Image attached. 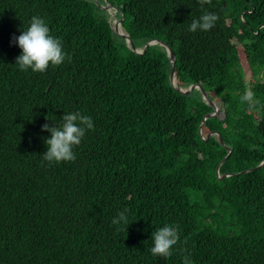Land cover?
Returning <instances> with one entry per match:
<instances>
[{
    "label": "trees",
    "instance_id": "trees-1",
    "mask_svg": "<svg viewBox=\"0 0 264 264\" xmlns=\"http://www.w3.org/2000/svg\"><path fill=\"white\" fill-rule=\"evenodd\" d=\"M106 3L137 49L171 47L180 88L219 101L202 134L213 108L172 86L160 44L136 54ZM206 10L214 26L190 31ZM33 16L67 53L43 73L15 65ZM71 111L94 128L75 160L49 163L42 126ZM263 162L264 0H0V264H264ZM125 208L128 228L112 222ZM165 222L180 235L169 257L150 251Z\"/></svg>",
    "mask_w": 264,
    "mask_h": 264
},
{
    "label": "clouds",
    "instance_id": "clouds-1",
    "mask_svg": "<svg viewBox=\"0 0 264 264\" xmlns=\"http://www.w3.org/2000/svg\"><path fill=\"white\" fill-rule=\"evenodd\" d=\"M201 3L203 4V0ZM217 18L218 14L214 11H203L192 20L189 30L210 29ZM13 42L22 50L15 63L21 71L43 73L50 66L62 65L67 58L61 40L51 34L49 25L40 16H33L29 25L26 28L23 27L21 34L14 37ZM240 100L247 103L250 108L258 103L251 88L245 89ZM93 128V119L76 111L65 112L55 127L44 124L42 131L49 132L51 135L44 138L47 151L42 155L43 159L49 163L75 160V146L81 144L86 132ZM112 222L128 228L130 225L128 209L120 211ZM151 237V253L163 257L171 256L174 251L173 246L180 240L178 227L172 222H165L156 227ZM182 264H194V261L190 255H185L182 258Z\"/></svg>",
    "mask_w": 264,
    "mask_h": 264
},
{
    "label": "water",
    "instance_id": "water-1",
    "mask_svg": "<svg viewBox=\"0 0 264 264\" xmlns=\"http://www.w3.org/2000/svg\"><path fill=\"white\" fill-rule=\"evenodd\" d=\"M95 2H97V0H94ZM106 8L105 7H102V9L108 11V8L112 9V10H115V15L116 13L118 12L117 9L113 6H111L110 4L106 3ZM116 19V18H115ZM114 32L122 39H124L127 43V45H129L131 47V49L138 55H143L145 54V52L148 50V47L151 46V45H154V44H160L162 47H164L167 51V55H168V58L171 62V73H170V82L172 84V86L178 91L180 92L181 94L183 95H190L192 94L194 91L196 90H199L201 93H202V96H203V99L204 101H206L212 108H213V112L210 113V114H207L206 116H204L203 118V121L201 123V126H200V134H202V126H203V123L205 120L207 119H214V118H220L221 116V113L222 111L219 110V108L217 107L216 103L211 101L208 94L204 91V89L202 88V86L200 84H194L192 86H190L189 88H180L178 86V83H177V78H176V75H175V62H176V57H175V54L174 52L172 51L171 47H169V45H167L166 43H163L161 40H151L149 41L141 50L137 49L135 47V44H134V41L133 39L127 35L125 32H121L120 29H121V21H117V24H116V27L114 28ZM215 133H211L208 135L207 139H209L210 136L214 135ZM219 140H220V143L222 146L225 147L224 145V142H223V139L221 137V135H219ZM228 151V155L224 158L223 161H225L226 159H228L229 155L231 154L232 152V149L229 148V147H225ZM264 165V162L260 165L262 166Z\"/></svg>",
    "mask_w": 264,
    "mask_h": 264
},
{
    "label": "rangeland",
    "instance_id": "rangeland-1",
    "mask_svg": "<svg viewBox=\"0 0 264 264\" xmlns=\"http://www.w3.org/2000/svg\"><path fill=\"white\" fill-rule=\"evenodd\" d=\"M103 7L106 8V6H103ZM108 12H109L110 15H111L112 29H113V27H114V28L116 27L117 21H120V20L117 19L116 15H115V10H112V9L108 8ZM115 18H116V19H115ZM121 24H122V20H121ZM120 30H122V32H125V31L123 30V28H121ZM113 31H114V29H113ZM125 33H126V32H125ZM126 34H127V33H126ZM127 35H128V34H127ZM139 50H141V49H139ZM141 51H142V50H141ZM240 53H241L242 56H243V51H242L241 49H240ZM243 63H244L245 71H246V74H247V79L249 80V79L251 78L250 71H249V69H248V67H247V64H246V62H245L244 60H243ZM215 103H216L217 107L219 108V110L222 111V110H221V106H220V104H219V101L217 100V101H215ZM221 116H222V114H221ZM221 116H220V117H221Z\"/></svg>",
    "mask_w": 264,
    "mask_h": 264
},
{
    "label": "bare ground",
    "instance_id": "bare-ground-1",
    "mask_svg": "<svg viewBox=\"0 0 264 264\" xmlns=\"http://www.w3.org/2000/svg\"><path fill=\"white\" fill-rule=\"evenodd\" d=\"M122 32V30H120Z\"/></svg>",
    "mask_w": 264,
    "mask_h": 264
}]
</instances>
